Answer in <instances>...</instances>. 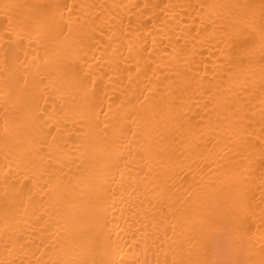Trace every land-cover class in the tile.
Returning a JSON list of instances; mask_svg holds the SVG:
<instances>
[{"label":"bare ground","instance_id":"1","mask_svg":"<svg viewBox=\"0 0 264 264\" xmlns=\"http://www.w3.org/2000/svg\"><path fill=\"white\" fill-rule=\"evenodd\" d=\"M0 264H264V0H0Z\"/></svg>","mask_w":264,"mask_h":264}]
</instances>
